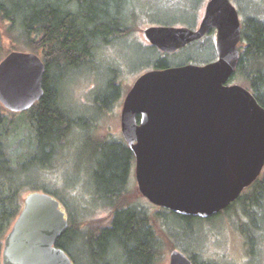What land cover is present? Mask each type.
Masks as SVG:
<instances>
[{
  "label": "water",
  "instance_id": "obj_1",
  "mask_svg": "<svg viewBox=\"0 0 264 264\" xmlns=\"http://www.w3.org/2000/svg\"><path fill=\"white\" fill-rule=\"evenodd\" d=\"M216 29L217 59L154 68L137 77L120 110L122 137L134 155L138 191L171 212L208 218L235 201L264 168V107L227 84L239 60L241 22L230 0H208L197 29L151 25L149 43L172 53ZM46 67L33 51L0 60V104L31 108L43 95ZM138 118V119H137ZM68 226L52 195L34 191L3 240L2 264H73L56 240ZM168 264H193L177 249Z\"/></svg>",
  "mask_w": 264,
  "mask_h": 264
},
{
  "label": "rangeland",
  "instance_id": "obj_2",
  "mask_svg": "<svg viewBox=\"0 0 264 264\" xmlns=\"http://www.w3.org/2000/svg\"><path fill=\"white\" fill-rule=\"evenodd\" d=\"M207 1L128 0L127 6L132 12L129 32L108 42L92 45L91 59L72 71L68 78L61 80L62 106L70 115L82 118L86 124H75V129L69 131L54 156L42 154L37 148L34 129L30 124L24 123L27 113L14 112V117L18 119L14 120L15 125L22 123L21 127L9 135L7 131L2 140L7 156L16 164L10 167L11 173L3 164L1 171L6 170L5 182L14 189V200L19 206L17 204L18 211L10 218L7 231L0 233V264L4 237L21 210L23 199L31 192H48L56 196L61 202L60 208L74 229L81 227L83 231L94 232L108 223L112 206L92 201L95 189L92 172L86 167L97 159L96 143L105 140L125 141L120 129V110L127 91L138 76L154 69L155 62L160 58L168 61L170 66H177L187 62L205 64L217 57L215 36L212 34L175 52L164 53L151 46L143 30L150 25L197 26L203 17ZM230 1L237 8L241 23L253 16L264 22V0ZM4 25L0 24L3 45L0 60L12 50L29 51L21 41H12L3 34ZM244 46L241 39L238 48L242 49ZM238 73L233 72L228 83L239 84L248 89L249 82ZM110 83L117 87L113 88ZM100 100H105L109 105L101 104ZM0 106L3 108V116L11 114L1 104ZM134 165L133 161L123 201L147 211L148 221L162 241L158 264H168L172 249L181 251L195 264H201L205 260L215 264H264V226L255 234L256 243L252 254L248 234L244 232V229L249 228L250 221L241 211L224 212L223 209L211 219L190 220L192 229H189L186 221L151 204L140 194ZM72 211L78 217L84 214V221L79 222ZM259 223L264 225V210ZM72 251L77 254L78 249L72 248ZM87 258L88 256L84 258L80 255L82 260H88ZM76 259L81 264L78 257ZM118 264H122V261L119 260Z\"/></svg>",
  "mask_w": 264,
  "mask_h": 264
},
{
  "label": "trees",
  "instance_id": "obj_3",
  "mask_svg": "<svg viewBox=\"0 0 264 264\" xmlns=\"http://www.w3.org/2000/svg\"><path fill=\"white\" fill-rule=\"evenodd\" d=\"M127 2L128 0H0V24H5L3 34L12 41H21L26 50L37 53L46 67L42 97L28 111H23L27 113L24 123L30 124L34 129L36 146L42 154L54 156L69 131L75 129L73 126L78 123L82 126L86 124L82 118L70 115L62 106L60 86L72 71L91 59L92 45L108 42L129 32L132 25L126 15ZM1 34L0 32V58L3 50ZM241 39L245 46L239 49V60L234 72H240L238 74L249 82L248 89L264 107V22L254 16L247 18L241 24ZM168 66V61L160 58L155 62L154 68ZM109 85L117 87L114 83ZM100 101L105 106L109 105L105 100ZM1 111L3 108L0 106V233H4L9 227L10 218L18 211L19 204L17 202V206L15 203L14 189L5 182V171L9 172L12 164L16 163L7 156L2 139L7 131V135L12 134L22 123L15 125L14 120H18L14 117L16 113L3 116ZM96 147L97 159L94 164L90 163L91 167H86L92 172L95 189L91 199L95 204L111 205V217L106 225L88 232L81 227L72 228L66 216L68 226L56 240V245L67 253L73 264H78L76 257L81 264H118L119 260L122 264L160 263L162 241L155 228L150 225L147 211L123 201L126 180L134 161L132 151L124 141L105 140L96 143ZM2 164L7 167L3 172ZM54 198L57 199L56 196ZM230 210L241 211L249 219L250 226L244 232L248 234L252 254L256 243L255 234L264 226L259 223L264 210V168L224 212ZM72 213L77 216L74 211ZM171 213L186 221L189 229H192L190 220L201 219ZM218 213L208 219L219 215ZM79 217L77 216L79 222H83L85 215ZM72 248L78 249L77 254ZM80 255L84 258L88 256V260L80 259ZM201 264L215 263L205 260Z\"/></svg>",
  "mask_w": 264,
  "mask_h": 264
},
{
  "label": "flooded vegetation",
  "instance_id": "obj_4",
  "mask_svg": "<svg viewBox=\"0 0 264 264\" xmlns=\"http://www.w3.org/2000/svg\"><path fill=\"white\" fill-rule=\"evenodd\" d=\"M208 2V1H207ZM207 2H206V4H207ZM206 6V5H205ZM239 14V13H238ZM127 18H128V20L129 21H131L132 20V18H130V15H132V12H131V9L130 8H128V11H127ZM204 15V14H203ZM241 22V21H240ZM199 24H200V22H199ZM199 24L197 25V26H194V27H190V28H192V29H197L198 28V26H199ZM242 24V23H241ZM151 26V25H150ZM209 34H212V35H214L215 36V40H216V29L215 28H211V29H209V31L206 33V34H204L199 40H196L197 42L198 41H201L202 39H204L207 35H209ZM194 42V41H193ZM192 43V42H191ZM190 44V43H189ZM152 46V45H151ZM152 47H154V46H152ZM154 48H156V47H154ZM157 49V48H156ZM158 50V49H157ZM160 51V50H159ZM216 59H217V57H216ZM215 59V60H216ZM187 63H190V62H187ZM186 63V64H187ZM194 64V63H193ZM182 65V64H181ZM199 65V64H198ZM200 65H202V64H200ZM173 66H175V65H173ZM230 79V78H229ZM227 84H231V83H228L227 82ZM125 142V141H124ZM126 143V142H125ZM130 170H131V168H130ZM130 173V172H129ZM2 248H1V257H2V249H3V243H2V246H1ZM2 259V258H1Z\"/></svg>",
  "mask_w": 264,
  "mask_h": 264
}]
</instances>
